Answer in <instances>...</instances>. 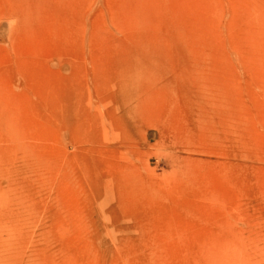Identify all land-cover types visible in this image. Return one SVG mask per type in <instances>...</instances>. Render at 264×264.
<instances>
[{"label":"rangeland","instance_id":"1","mask_svg":"<svg viewBox=\"0 0 264 264\" xmlns=\"http://www.w3.org/2000/svg\"><path fill=\"white\" fill-rule=\"evenodd\" d=\"M0 264H264V0H0Z\"/></svg>","mask_w":264,"mask_h":264}]
</instances>
